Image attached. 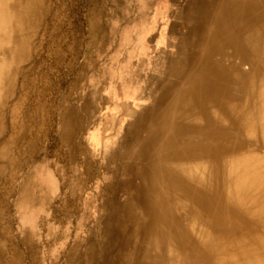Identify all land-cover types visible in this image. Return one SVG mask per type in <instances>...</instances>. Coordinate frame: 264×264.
Wrapping results in <instances>:
<instances>
[{
  "label": "bare ground",
  "instance_id": "1",
  "mask_svg": "<svg viewBox=\"0 0 264 264\" xmlns=\"http://www.w3.org/2000/svg\"><path fill=\"white\" fill-rule=\"evenodd\" d=\"M25 1L27 7L35 6L26 7L31 20L21 18L16 0H0V158L9 163L12 132L22 124L21 99L11 96L22 85L18 72L29 42L17 39L15 30L21 23L30 36L40 19V1ZM205 12L198 35H180L181 14L175 10L173 30L160 33L153 46L142 43L139 48L149 55L143 97L160 105L152 111L155 126L136 151L114 145L115 136L103 145L104 168L118 151L113 186L124 199L134 191L122 203L113 228L102 231L96 245L88 239V253L97 247L104 264H264V0H211ZM129 35V29L120 32L117 51L134 44ZM183 51L189 55L181 65ZM137 70L139 63L132 69L136 76ZM170 71L176 73L173 80L165 76ZM117 74L111 62L103 67L108 81ZM113 98L114 90H109L97 104ZM133 105H120L124 121L135 114ZM5 110L10 136L1 132ZM104 113L105 121L113 115ZM134 123L131 119L129 127ZM123 126L128 128L127 122ZM86 142L90 151L100 148L93 131ZM132 168L140 175L137 183L123 178ZM97 178L102 183L113 176L102 171ZM82 182L75 176L76 187ZM30 188V183L23 187L21 200ZM115 200L104 193L105 204ZM4 244L0 239V264H18L20 253L14 250L5 258ZM80 248L76 242L72 264L82 262Z\"/></svg>",
  "mask_w": 264,
  "mask_h": 264
},
{
  "label": "rangeland",
  "instance_id": "2",
  "mask_svg": "<svg viewBox=\"0 0 264 264\" xmlns=\"http://www.w3.org/2000/svg\"><path fill=\"white\" fill-rule=\"evenodd\" d=\"M38 1L36 31L29 36L21 23L15 30L17 39L29 40L28 55L18 72V85H22L11 96L21 99L18 118L22 124L12 132L5 110V126L1 129L4 136L16 133L8 147L12 163L0 158V239L5 243L4 256L9 258L15 250L21 257L18 264H72L71 252L78 242L84 264L86 260L104 264L97 247L93 254L88 253V239H95L96 245L103 229L113 228L121 217L122 203L133 197L134 191L129 190L124 199L119 187L113 186L119 174L118 151L108 157L104 168L100 163L103 145L115 136L114 145L131 146L136 151L155 126L152 111L160 105V101L143 97L144 66L149 55L138 52L139 48L142 43L153 46L160 33L173 30L170 22L175 10L181 14L177 26L180 35H198L211 0ZM16 4L21 18L25 15L31 20L30 10L26 11L28 2L16 0ZM123 29H129L127 39L134 44L117 51ZM184 55L189 54L179 55L181 65ZM110 62L118 74L108 81L102 70ZM138 63L141 71L137 70L136 76L132 69ZM165 76L173 80L176 73L170 71ZM109 90H114L115 98L98 105ZM125 102L135 104V114L124 121L120 105ZM100 112L113 114L111 120L102 119ZM29 114H33V120L28 119ZM131 119L133 127H129ZM92 131L99 138L97 152L90 151L86 142ZM102 171L113 178L99 183L97 176ZM77 175L83 182L76 187ZM123 178L137 183L140 175L132 168ZM28 183L31 188L21 200ZM104 193L115 195L116 200L99 210ZM42 197L48 198L42 201Z\"/></svg>",
  "mask_w": 264,
  "mask_h": 264
},
{
  "label": "crops",
  "instance_id": "3",
  "mask_svg": "<svg viewBox=\"0 0 264 264\" xmlns=\"http://www.w3.org/2000/svg\"><path fill=\"white\" fill-rule=\"evenodd\" d=\"M99 210H101L102 208L103 209H106V204H99ZM99 215H100V213H99ZM99 225L101 224V218L99 217ZM102 231V230H101ZM103 231H104V229H103ZM82 264H84V261L82 262Z\"/></svg>",
  "mask_w": 264,
  "mask_h": 264
}]
</instances>
